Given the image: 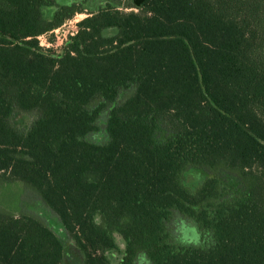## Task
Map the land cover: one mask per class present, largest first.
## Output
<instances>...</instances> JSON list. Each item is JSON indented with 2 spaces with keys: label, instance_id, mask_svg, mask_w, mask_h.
Segmentation results:
<instances>
[{
  "label": "trees",
  "instance_id": "1",
  "mask_svg": "<svg viewBox=\"0 0 264 264\" xmlns=\"http://www.w3.org/2000/svg\"><path fill=\"white\" fill-rule=\"evenodd\" d=\"M6 185L70 239L0 200V264H264V0H0Z\"/></svg>",
  "mask_w": 264,
  "mask_h": 264
},
{
  "label": "rangeland",
  "instance_id": "2",
  "mask_svg": "<svg viewBox=\"0 0 264 264\" xmlns=\"http://www.w3.org/2000/svg\"><path fill=\"white\" fill-rule=\"evenodd\" d=\"M86 18L85 14H77L73 19L79 21ZM67 22V21H66ZM72 25L65 27V30L71 29ZM49 39V38H48ZM50 40L55 38L50 37ZM44 43L45 40L43 39ZM64 46H58L54 49L57 53H61ZM106 121L107 115L104 114L99 123L100 131L91 135L90 139L95 142L104 143L107 141L106 134ZM0 200L5 207L9 208L16 214H30L40 218L44 223L54 229L67 243L69 242L68 234L60 227L59 220L54 212H52L42 201L39 194L27 186H14L6 185L3 188L0 187ZM174 240L181 244H198L201 236L198 228L193 224H185L182 226L181 223H173L170 228ZM121 247L123 242L121 238H118ZM138 264H148L147 261L142 260Z\"/></svg>",
  "mask_w": 264,
  "mask_h": 264
},
{
  "label": "built area",
  "instance_id": "3",
  "mask_svg": "<svg viewBox=\"0 0 264 264\" xmlns=\"http://www.w3.org/2000/svg\"><path fill=\"white\" fill-rule=\"evenodd\" d=\"M79 22L80 21L78 19L68 20L61 27L40 36L38 39L41 46L45 49L53 50L57 49L58 46H64L65 43L78 32L77 25ZM68 25H72L71 29L65 30V27H67ZM50 37L55 38V41H51ZM43 39L45 40L44 43L42 42Z\"/></svg>",
  "mask_w": 264,
  "mask_h": 264
}]
</instances>
